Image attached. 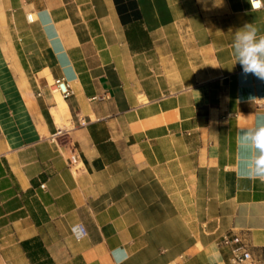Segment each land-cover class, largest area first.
<instances>
[{
  "label": "crops",
  "instance_id": "crops-1",
  "mask_svg": "<svg viewBox=\"0 0 264 264\" xmlns=\"http://www.w3.org/2000/svg\"><path fill=\"white\" fill-rule=\"evenodd\" d=\"M245 24L264 0H0V264H231L225 234L264 264Z\"/></svg>",
  "mask_w": 264,
  "mask_h": 264
},
{
  "label": "clouds",
  "instance_id": "clouds-1",
  "mask_svg": "<svg viewBox=\"0 0 264 264\" xmlns=\"http://www.w3.org/2000/svg\"><path fill=\"white\" fill-rule=\"evenodd\" d=\"M253 10L262 7V0H249ZM233 51L244 75L251 74L264 81V34L258 35L256 27L245 24L235 33ZM239 145L246 151L248 174L264 181V120L253 128L243 130L239 135ZM73 234L77 239L84 235L76 226Z\"/></svg>",
  "mask_w": 264,
  "mask_h": 264
},
{
  "label": "built area",
  "instance_id": "built-area-1",
  "mask_svg": "<svg viewBox=\"0 0 264 264\" xmlns=\"http://www.w3.org/2000/svg\"><path fill=\"white\" fill-rule=\"evenodd\" d=\"M51 87H52L53 92L57 94L58 96H60L62 99H67L72 95V91L70 89L69 83L63 79L54 80L52 82ZM82 124L83 123H80V125ZM59 133L61 132L59 131ZM83 233L85 235L84 230H83ZM220 244L224 246L234 247L232 249V258L230 260L231 264H250L251 263L250 254L243 247L240 246V242L238 238L225 234L221 237Z\"/></svg>",
  "mask_w": 264,
  "mask_h": 264
},
{
  "label": "bare ground",
  "instance_id": "bare-ground-1",
  "mask_svg": "<svg viewBox=\"0 0 264 264\" xmlns=\"http://www.w3.org/2000/svg\"><path fill=\"white\" fill-rule=\"evenodd\" d=\"M54 98L56 99L57 102V110L56 112L53 113L55 124L57 125L58 129H62L64 127V123L66 122L65 120L68 118V113L66 106L61 99L60 96L55 95Z\"/></svg>",
  "mask_w": 264,
  "mask_h": 264
},
{
  "label": "rangeland",
  "instance_id": "rangeland-1",
  "mask_svg": "<svg viewBox=\"0 0 264 264\" xmlns=\"http://www.w3.org/2000/svg\"><path fill=\"white\" fill-rule=\"evenodd\" d=\"M55 95H57V94L54 93V96H55Z\"/></svg>",
  "mask_w": 264,
  "mask_h": 264
}]
</instances>
